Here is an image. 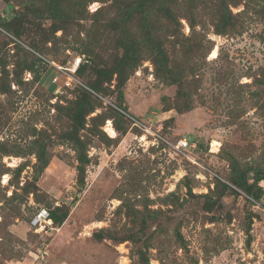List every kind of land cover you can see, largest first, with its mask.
Instances as JSON below:
<instances>
[{
    "label": "rangeland",
    "instance_id": "374dc122",
    "mask_svg": "<svg viewBox=\"0 0 264 264\" xmlns=\"http://www.w3.org/2000/svg\"><path fill=\"white\" fill-rule=\"evenodd\" d=\"M0 264H264V0H0Z\"/></svg>",
    "mask_w": 264,
    "mask_h": 264
},
{
    "label": "built area",
    "instance_id": "2783aa9c",
    "mask_svg": "<svg viewBox=\"0 0 264 264\" xmlns=\"http://www.w3.org/2000/svg\"><path fill=\"white\" fill-rule=\"evenodd\" d=\"M84 59L81 56L74 57L73 61L66 66L55 65L57 69V75L54 78V83L59 82L61 78H65V81L68 79L70 82L72 78L78 73L80 67L83 65ZM68 84V83H67ZM196 144H192L191 142L187 141L186 139L181 140L179 142L178 148L186 150L188 148H196ZM51 221L50 214L47 210H41L35 216L33 220V225H43V223H47Z\"/></svg>",
    "mask_w": 264,
    "mask_h": 264
},
{
    "label": "trees",
    "instance_id": "16d2710c",
    "mask_svg": "<svg viewBox=\"0 0 264 264\" xmlns=\"http://www.w3.org/2000/svg\"><path fill=\"white\" fill-rule=\"evenodd\" d=\"M82 67V66H81ZM81 67H80V69H79V71L81 70ZM78 71V72H79ZM66 217V213L65 214H62V215H60V216H57L54 212H52L51 214H50V218H51V220H53L54 221V223H57V224H62L63 222H64V218Z\"/></svg>",
    "mask_w": 264,
    "mask_h": 264
},
{
    "label": "bare ground",
    "instance_id": "6f19581e",
    "mask_svg": "<svg viewBox=\"0 0 264 264\" xmlns=\"http://www.w3.org/2000/svg\"><path fill=\"white\" fill-rule=\"evenodd\" d=\"M217 56V51L214 50L213 53H212V57L215 58ZM106 130L113 136L115 137L116 136V133L115 131L113 130V128L111 127V124L109 123V125L107 126Z\"/></svg>",
    "mask_w": 264,
    "mask_h": 264
}]
</instances>
